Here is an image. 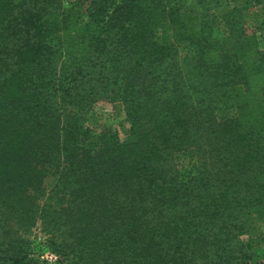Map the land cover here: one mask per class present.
Listing matches in <instances>:
<instances>
[{
    "label": "trees",
    "instance_id": "trees-1",
    "mask_svg": "<svg viewBox=\"0 0 264 264\" xmlns=\"http://www.w3.org/2000/svg\"><path fill=\"white\" fill-rule=\"evenodd\" d=\"M213 3L0 0V264H264V15ZM99 100L124 140L85 126Z\"/></svg>",
    "mask_w": 264,
    "mask_h": 264
},
{
    "label": "rangeland",
    "instance_id": "rangeland-1",
    "mask_svg": "<svg viewBox=\"0 0 264 264\" xmlns=\"http://www.w3.org/2000/svg\"><path fill=\"white\" fill-rule=\"evenodd\" d=\"M214 9L211 10V16L214 26L236 24L247 34L257 32L261 27L264 15V0H214ZM236 8H240L242 12H238ZM180 56L186 52L184 43L176 45ZM57 66V62L55 63ZM218 121L232 118L235 113L230 109H221L216 112ZM85 126L88 129L95 130L96 133H107L109 136H115L116 139L122 141L125 139L128 130V124L121 106L117 103L106 101H97L90 108ZM177 167L183 170L195 163L192 152L180 154L175 161ZM251 229L249 233L242 237L245 241L247 238L258 239L264 234V215L257 209L250 210ZM30 249H40L45 246V236L39 230L35 229L29 238Z\"/></svg>",
    "mask_w": 264,
    "mask_h": 264
},
{
    "label": "built area",
    "instance_id": "built-area-1",
    "mask_svg": "<svg viewBox=\"0 0 264 264\" xmlns=\"http://www.w3.org/2000/svg\"><path fill=\"white\" fill-rule=\"evenodd\" d=\"M41 260H44V261H46L47 263H53L55 260H56V258H55V256L53 255V254H51L50 252H48V251H45V252H43V254L41 255Z\"/></svg>",
    "mask_w": 264,
    "mask_h": 264
},
{
    "label": "crops",
    "instance_id": "crops-1",
    "mask_svg": "<svg viewBox=\"0 0 264 264\" xmlns=\"http://www.w3.org/2000/svg\"><path fill=\"white\" fill-rule=\"evenodd\" d=\"M261 21H262V24H263V19H261ZM262 24H261V26H262Z\"/></svg>",
    "mask_w": 264,
    "mask_h": 264
}]
</instances>
